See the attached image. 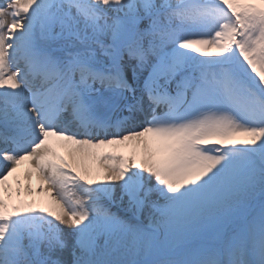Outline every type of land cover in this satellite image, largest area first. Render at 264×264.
Instances as JSON below:
<instances>
[{
    "label": "snow or ice",
    "instance_id": "1",
    "mask_svg": "<svg viewBox=\"0 0 264 264\" xmlns=\"http://www.w3.org/2000/svg\"><path fill=\"white\" fill-rule=\"evenodd\" d=\"M0 264H264V0H0Z\"/></svg>",
    "mask_w": 264,
    "mask_h": 264
},
{
    "label": "bare ground",
    "instance_id": "2",
    "mask_svg": "<svg viewBox=\"0 0 264 264\" xmlns=\"http://www.w3.org/2000/svg\"><path fill=\"white\" fill-rule=\"evenodd\" d=\"M62 150L66 151V149H64V148H57L58 153L61 152ZM66 153H67L65 155L66 158H64V159L65 160H69L70 159L69 154H68L67 151H66ZM60 154H63V153H60ZM25 167H26V165H22L21 166V170H20V174L21 175H22L23 171L25 170ZM93 168H95L94 165H93ZM10 183H13V187H15V184H14V181H13L12 178H10ZM38 184H39V181L36 179L35 175H33V179H32V187H33V189H35ZM24 199L29 201V202H31L33 199H35L38 203L41 202V201L46 202V197H43V196H35V195L34 196H26V197H24Z\"/></svg>",
    "mask_w": 264,
    "mask_h": 264
}]
</instances>
